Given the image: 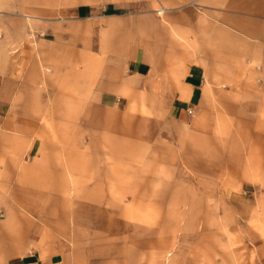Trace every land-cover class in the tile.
Returning <instances> with one entry per match:
<instances>
[{
  "label": "crops",
  "instance_id": "crops-1",
  "mask_svg": "<svg viewBox=\"0 0 264 264\" xmlns=\"http://www.w3.org/2000/svg\"><path fill=\"white\" fill-rule=\"evenodd\" d=\"M239 155L264 0H0V264H168L146 195Z\"/></svg>",
  "mask_w": 264,
  "mask_h": 264
},
{
  "label": "rangeland",
  "instance_id": "rangeland-1",
  "mask_svg": "<svg viewBox=\"0 0 264 264\" xmlns=\"http://www.w3.org/2000/svg\"><path fill=\"white\" fill-rule=\"evenodd\" d=\"M216 166L169 178L168 193L145 197L160 202L152 235L166 241L153 246H168V264H264V157H223Z\"/></svg>",
  "mask_w": 264,
  "mask_h": 264
},
{
  "label": "built area",
  "instance_id": "built-area-1",
  "mask_svg": "<svg viewBox=\"0 0 264 264\" xmlns=\"http://www.w3.org/2000/svg\"><path fill=\"white\" fill-rule=\"evenodd\" d=\"M188 113H190V114H191V111H188Z\"/></svg>",
  "mask_w": 264,
  "mask_h": 264
}]
</instances>
